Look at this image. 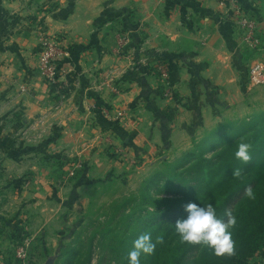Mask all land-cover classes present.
Segmentation results:
<instances>
[{"label":"crops","instance_id":"obj_1","mask_svg":"<svg viewBox=\"0 0 264 264\" xmlns=\"http://www.w3.org/2000/svg\"><path fill=\"white\" fill-rule=\"evenodd\" d=\"M239 1L264 28V0ZM43 33L60 35L67 46L60 81L69 94L62 104L39 70ZM255 58L264 63V54ZM255 58L218 0H0V169L4 158L16 165L49 152L85 159L88 174L94 157L113 171L118 161L100 149L102 132L135 154L149 138L166 142L177 132L219 123L218 107L233 108L248 84L255 86L249 74ZM161 65L169 69L172 98L163 95L152 69ZM111 70L120 73L124 90L115 99L103 90ZM109 105L127 109L131 121L111 122L103 111ZM43 115L48 148H17L24 147L20 129H39ZM30 167L36 169L33 160Z\"/></svg>","mask_w":264,"mask_h":264},{"label":"rangeland","instance_id":"obj_2","mask_svg":"<svg viewBox=\"0 0 264 264\" xmlns=\"http://www.w3.org/2000/svg\"><path fill=\"white\" fill-rule=\"evenodd\" d=\"M261 54L264 53L253 52L252 56ZM117 72L103 79V90L113 99L124 93ZM156 74L163 95L172 98L175 92L172 78L169 89L157 71ZM232 106L218 107L217 112L223 113L219 123L199 126L191 131L193 134L177 132L166 142L148 137V141L138 144L135 154L129 145L125 147L117 142L113 134L102 132L100 149L111 151L118 161L113 171L104 164L99 167L103 161L96 157L88 161L94 166L90 174L85 168L86 160L75 156L55 155L60 156L57 159L49 152L40 158L30 154L16 165L4 158L6 164L0 169V264H66L68 258L73 264H127L133 247L125 238L132 230L138 231L147 212L156 210L158 200L176 201L181 197L179 190L168 186L170 181L172 188L182 186L181 182L172 180L173 176L186 170L188 174L184 177H190V171L187 172L190 164L200 158H213L230 143L240 140L252 124L261 123L264 84H248L241 101ZM112 110L128 114L131 121L127 109ZM46 116L39 118V129L35 125L20 129L24 147L17 148H48L43 128ZM112 120L120 123L126 117ZM190 152H194V157L184 159ZM32 160L36 169L30 167ZM51 174V182L46 181ZM160 174L162 178L150 183V190L145 191L149 179ZM163 206L167 207L168 203ZM144 208L146 211H142ZM139 217L142 221H137ZM195 260L193 256L185 264H195ZM245 264H264V249Z\"/></svg>","mask_w":264,"mask_h":264},{"label":"trees","instance_id":"obj_3","mask_svg":"<svg viewBox=\"0 0 264 264\" xmlns=\"http://www.w3.org/2000/svg\"><path fill=\"white\" fill-rule=\"evenodd\" d=\"M152 69L158 72L157 67ZM62 86L63 84L49 85L57 102L68 98L69 93ZM262 118L260 124H252L240 140L230 143L213 158H200L196 163L190 164L187 167L190 177H184L188 174L185 173L186 170L173 176L172 180L181 182L182 186L172 188L171 181L168 186L171 190H179L182 193L181 199L158 200L156 210L147 212L138 231L132 230L125 238L128 245L134 247L133 242L140 235L151 234L156 247L152 254L142 253L141 264H185L193 256L196 257L195 264H245V261L264 249V117ZM241 141L252 145L251 159L247 162L235 157L236 147ZM191 157H194V152L186 153L183 158ZM237 170L238 174H234ZM161 178L160 174L155 179H149L145 191L150 190V183H157ZM248 188L252 189L254 198L247 194ZM144 200L146 199L142 200L143 204L147 205ZM165 202L168 203L167 207L163 206ZM190 202L211 204L222 219H227V210L232 211L237 218L236 226L231 229L235 241L233 254L217 256L207 246L180 240L175 231V223L187 215L185 205ZM142 211H146V208ZM142 219L139 217L137 221ZM158 238L162 239L158 241ZM66 264L73 262L68 258Z\"/></svg>","mask_w":264,"mask_h":264},{"label":"built area","instance_id":"obj_4","mask_svg":"<svg viewBox=\"0 0 264 264\" xmlns=\"http://www.w3.org/2000/svg\"><path fill=\"white\" fill-rule=\"evenodd\" d=\"M218 1L222 8L223 18H226L234 23L235 30L239 33L245 46H247L255 54L264 53V28L262 21H260L256 15L246 11L239 0ZM129 42V35L126 34L123 39V45L126 46ZM67 53V46L61 36L51 34L47 35L45 33L40 36L38 54L39 70L44 81L48 85L62 84L60 81L62 73V60ZM117 71L118 70H111L108 74H112ZM250 72L254 85L264 84V63L262 61L256 60L251 65ZM158 73L162 82L170 89L171 84L169 80L171 75L168 67L166 65L159 66ZM112 88L116 90L114 84ZM58 93L59 92H57V94ZM61 102H63V100ZM105 107L103 108V111L106 116H111L114 120L129 117L126 113L124 114L117 110H112L110 106ZM31 129L32 128L28 129L25 134L31 131Z\"/></svg>","mask_w":264,"mask_h":264},{"label":"clouds","instance_id":"obj_5","mask_svg":"<svg viewBox=\"0 0 264 264\" xmlns=\"http://www.w3.org/2000/svg\"><path fill=\"white\" fill-rule=\"evenodd\" d=\"M251 147L248 142H239L235 157L245 162L249 161ZM234 174H238V170ZM247 194L254 198L251 188L247 189ZM185 211L187 215L175 223V231L181 241L207 246L213 249L217 256L234 253L235 241L231 229L236 226L237 218L230 209L226 212L227 219L220 218L216 208L211 204L190 202L185 205ZM161 239L158 238V241ZM133 244V250L129 253V264H141L142 253L152 254L156 247L150 233L140 235Z\"/></svg>","mask_w":264,"mask_h":264}]
</instances>
